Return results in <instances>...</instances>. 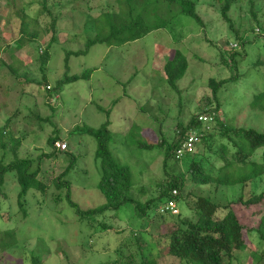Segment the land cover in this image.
Wrapping results in <instances>:
<instances>
[{"label": "rangeland", "instance_id": "1", "mask_svg": "<svg viewBox=\"0 0 264 264\" xmlns=\"http://www.w3.org/2000/svg\"><path fill=\"white\" fill-rule=\"evenodd\" d=\"M65 1L49 0V7L57 18L56 30H47L53 18L43 11L37 22L29 18L30 24L23 34L18 12L30 3L27 6L32 14L30 17L40 14L42 9L38 12V0H15L13 5L0 1V50L1 54L7 53L9 62L0 73L3 84L0 85V131L4 129L8 139L20 140L16 153L9 145L7 149H0V157H4L6 163L16 157L30 158L31 169H38L39 156L53 149L48 144L49 137L58 136V142L68 143V147L64 150L58 147L54 157H41L38 177L54 180L72 161L74 154L76 162L67 175L72 183V200L84 209L96 207L106 201L98 187L102 165L96 157V137L87 132L86 127L98 128L109 122L110 150L120 164L131 167L132 194L135 199L145 201L150 197L153 184L169 174L182 173L189 163L190 155L179 162L173 159L165 162L164 153L178 121L182 120L186 125L192 115L201 114L203 99L210 93L207 80L231 77L237 75L238 70L243 73L239 81H231L224 87L222 95L226 105L222 107L221 117L225 120L228 117L240 126H253L257 122L264 130V113L257 114L248 105L255 93L264 90V67L255 66L258 59L264 58V25L263 30L256 25L264 22V0H257L254 5L257 18L251 13L247 0L229 11L231 19L237 23L235 28H239L245 41L230 30L218 7L209 4L211 0H198V12L204 26H195L189 17L182 15L181 21L188 24L171 28V31H152L120 47L95 45L86 55L69 59L70 73L93 70L91 75L66 83L57 90V80L64 77L67 52L84 49L87 38L95 34L91 22L87 21L89 14H100L115 3V0H74L72 4L60 7L59 4ZM166 4L162 3L164 17L179 11L177 6ZM250 27H256L258 35ZM30 32L38 33L33 42ZM181 32L183 36L176 41V35ZM54 35L56 41H53ZM20 36L24 37V47L16 40ZM178 47L190 58L185 76L177 81L179 92L170 87L164 73L167 60L174 56ZM47 49L50 60L44 65L38 58ZM232 49L240 54V58L235 67H228L221 63L220 53L228 59ZM44 73L47 84L52 87L49 91L46 84L39 83ZM19 77L33 78L34 82L22 79L19 82ZM8 118L11 120L6 125ZM206 129L209 130V126ZM162 136L165 145L158 143ZM201 146L202 143L197 144L193 151L199 158L204 154ZM16 176V171L8 172L0 190V264H32L35 256L42 259L43 264L112 262L118 259L116 249L120 241L131 234L128 227L142 232H139L142 235L139 239L157 238L155 226H150L148 217L137 216L131 202L124 203L118 210L110 209L105 216L83 220L68 201L65 188L60 190L53 183L45 194L30 189L20 198L21 186ZM258 186V191H264V180ZM142 188L148 190L142 193ZM202 188L209 190L208 193L222 204H231L229 201L237 199L241 191L235 187L218 193L215 186ZM60 193L62 200H55ZM177 203L182 214H190L184 195ZM234 207L247 229L255 228L264 214V200L255 207L253 214L243 205ZM224 213L221 209L218 214L223 216ZM103 222L108 228H102ZM164 229L166 225L161 233ZM122 230L124 232L120 233ZM145 230L153 232L143 233ZM244 232L246 245L235 251L241 263L234 261L233 264H256L252 249L260 246V240L257 233ZM154 257L163 264H185L171 255Z\"/></svg>", "mask_w": 264, "mask_h": 264}, {"label": "trees", "instance_id": "2", "mask_svg": "<svg viewBox=\"0 0 264 264\" xmlns=\"http://www.w3.org/2000/svg\"><path fill=\"white\" fill-rule=\"evenodd\" d=\"M73 1L66 0L60 3L59 6L64 7L67 4H72ZM244 1L211 0L209 3L218 7L221 16L229 23L230 30L235 32V35L240 39L243 38V41L246 40L245 36L240 34L239 28H235L237 23L231 19L229 11L235 5ZM247 1L250 2L251 13L257 18L256 10H254L257 0ZM5 2L7 5H13L15 0H5ZM163 2L168 3L169 6H177L179 11L171 17H164ZM37 3L40 5L38 12L42 9L40 14L36 13L33 17H30L32 14L29 13L27 8L31 5L30 3L25 4L24 8L21 9L22 11L18 12L22 34L27 32L26 28L30 24L29 18L37 22L43 11L50 18H53V22L47 30H56L57 18L49 7V0H38ZM182 15L189 17L195 26H204V21L198 12V0H115L114 4L107 6L100 14H89L87 21L91 22L90 27H94L95 34L87 38L84 49L67 52L64 77L57 80L55 88L60 90L66 83L87 78L91 75L93 70L83 73H70L69 59L72 56L86 55L91 47L98 44L107 47H120L141 39L152 31L160 29L171 31V28L187 25L188 23L181 21ZM238 25H240V22H238ZM256 25L259 30H263L264 22H259ZM251 31L257 34L255 32L256 27H252ZM29 35L31 36L30 41L33 42L38 33L30 32ZM55 36L52 37L53 41H56ZM182 36V32L177 34L176 41H179ZM16 40L19 41L20 46H25L24 37L20 36ZM1 52L2 50H0V56L4 57L5 60L0 57V73L5 66H8L5 56L7 53L1 54ZM222 52L220 53L221 63L228 67H235L238 64L240 58L238 52L235 50L229 51L228 59L224 57ZM13 58H15L14 55ZM38 59L46 65L50 60L48 49L43 51ZM189 59L185 51L178 47L174 56L168 59L165 64L166 81L172 89L178 92L180 88L177 86V81L185 76L189 68ZM11 66L13 69L15 68L13 64ZM255 66L264 67V58L258 59ZM242 74L238 70V74L231 77H210L207 80L206 85L210 93L203 99L204 107L201 114L210 115L212 120L204 122L199 120L200 114H194L186 125L182 120L178 121L175 134L171 142L167 143L164 153L165 162L168 159L179 162L182 158L176 157L175 150L187 139L190 130H197L201 134L197 144L202 143L201 153H204L203 157L199 158V154L196 155L193 152L194 150L186 151L184 156L190 155V161L187 163L185 170L182 173L169 174L161 181L153 184L150 197L145 201L135 199L132 194L131 167L128 164H120L110 150L112 132L109 128V122H105L98 128L86 127V131L93 134L97 140L96 157L101 160L102 165V175L98 187L105 196V203L84 209L72 200V183L67 179V175L76 162L74 154L72 155V161L54 180L45 181L38 177L41 171V157L51 158L57 154L56 149H59L56 146V142L59 141L58 136L49 137L48 144L53 149L39 156L38 169L36 170L31 169L32 160L30 158L19 159L16 157L13 161L6 163L4 157H0V190H2L1 186L6 181L7 173L10 171L17 172L16 177L21 186L20 198L24 197L30 189L45 194L48 187L55 183L60 190L66 189L68 201L76 209V213L81 219L88 221L99 216H105L110 209L118 210L126 202L133 203L137 216L148 217L151 223L150 226H155L154 230H156L157 238L155 240L139 239L138 236L142 238L139 233L141 231L128 227L127 229L131 234L121 240L117 246L118 259L99 264H121L125 262L127 264H163L156 261L154 255L156 258L171 255L184 261L185 264H233L234 261L241 263L235 251L244 248L246 245L244 231L249 232V230L251 233H257L260 240V246L257 249H252V256L255 258L256 264H264V214L255 228L247 229L244 220L239 217L235 207L233 208L234 205H243L250 208L253 214L255 207L264 200V191L257 190L258 185L261 186L264 180V130H261L257 122L253 126H240L238 123L230 121L228 117L226 120L221 117L222 107L226 105L222 95L224 87L231 81H239ZM43 76L42 82L39 83L46 84L49 91L52 87L47 84L48 79L45 73ZM21 79L27 82L33 81V78L19 77V82H21ZM0 85L3 84L0 83ZM248 105L251 111L257 114L264 113V90L255 93ZM106 111L109 113L110 107ZM10 120L11 118L7 119L6 125ZM207 126H209V130L206 129ZM5 135L7 134L4 129L1 130L0 149H7L9 145L16 153L20 140L14 137L8 139ZM163 137L158 141L161 145H165ZM197 144L195 147H197ZM66 146L68 147V143H66ZM144 146L149 147L146 144ZM65 151L67 155H70L68 150ZM198 151L199 148L196 152ZM207 185L215 186L218 193H225L235 187L240 188L241 191L237 199L229 201L231 204H222L208 193L209 190H203L202 187ZM146 190L148 189L142 188L141 192L145 193ZM173 190H178L177 199L183 195L185 196L191 211L190 214H182L181 211L178 214H173L168 210L161 209L172 199ZM2 193L6 194L4 191ZM55 200H62L61 193L55 196ZM221 209L225 211L223 216L218 214ZM150 210H153L152 215ZM114 216H117V214L114 213ZM164 225H166L165 232L161 233ZM102 228H108V224L103 222ZM122 232L124 231L122 230L120 233ZM152 232L145 230L143 233L150 234ZM155 245H157V249H155ZM125 248L128 250L127 252H125ZM32 264H43V261L35 256L32 257Z\"/></svg>", "mask_w": 264, "mask_h": 264}, {"label": "built area", "instance_id": "3", "mask_svg": "<svg viewBox=\"0 0 264 264\" xmlns=\"http://www.w3.org/2000/svg\"><path fill=\"white\" fill-rule=\"evenodd\" d=\"M212 117L211 116H207V115H200V120L202 121H208L211 120ZM200 139V133L197 131H191L188 134L187 139L182 143V145L177 148L176 150V156L178 158H181L182 156H184L186 151H191L194 146L195 143L197 141H199ZM56 145L60 148V149H66V143L65 142H57ZM178 195V190H173V197L172 199H170L167 204H165L164 206L161 207V209L163 210H168L170 212H172L173 214H177L179 212V208L177 206V202H176V196Z\"/></svg>", "mask_w": 264, "mask_h": 264}, {"label": "clouds", "instance_id": "4", "mask_svg": "<svg viewBox=\"0 0 264 264\" xmlns=\"http://www.w3.org/2000/svg\"><path fill=\"white\" fill-rule=\"evenodd\" d=\"M48 88H50V87H48ZM200 115H203V114H200ZM205 115H206V114H205ZM207 116H210V115H207ZM199 120H200V116H199ZM211 120H212V119H211ZM208 121H210V120H208ZM208 121H206V122H208ZM204 122H205V121H204ZM191 131H197V130H190V131L188 132V134H189ZM197 132H198V131H197ZM188 134H187V137H188ZM200 138H201V134H200ZM199 140H200V139H199ZM57 142H58V141H57ZM57 142H56V143H57ZM198 142H199V141H197V142L195 143V145H196ZM56 146H57V145H56ZM57 147H58V146H57ZM178 148H179V147H178ZM194 148H195V146H194ZM194 148H193L191 151H193ZM61 150H64V149H61ZM176 150H177V149H176ZM176 150H175V152H176ZM175 154H176V153H175ZM176 157H177V156H176ZM182 157H185V156H182ZM182 157H181V158H182ZM177 158H178V157H177ZM177 200H178V199L176 198V202H177ZM177 206H178V203H177ZM178 208H179V207H178ZM180 211H181V210L179 209V212H178V213H180ZM178 213H177V214H178Z\"/></svg>", "mask_w": 264, "mask_h": 264}]
</instances>
